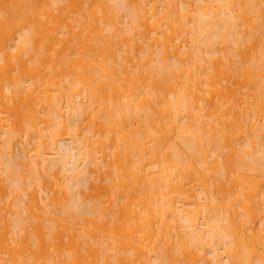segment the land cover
Instances as JSON below:
<instances>
[{
    "label": "bare ground",
    "instance_id": "bare-ground-1",
    "mask_svg": "<svg viewBox=\"0 0 264 264\" xmlns=\"http://www.w3.org/2000/svg\"><path fill=\"white\" fill-rule=\"evenodd\" d=\"M0 264H264V0H0Z\"/></svg>",
    "mask_w": 264,
    "mask_h": 264
}]
</instances>
